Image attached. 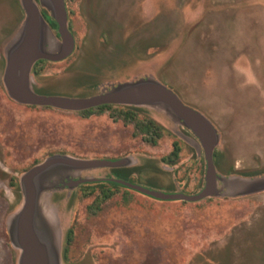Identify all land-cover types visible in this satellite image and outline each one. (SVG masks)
<instances>
[{
    "label": "rangeland",
    "instance_id": "rangeland-1",
    "mask_svg": "<svg viewBox=\"0 0 264 264\" xmlns=\"http://www.w3.org/2000/svg\"><path fill=\"white\" fill-rule=\"evenodd\" d=\"M18 1L20 6L0 0V233L7 232L6 238L0 234V264H11L12 257L17 264L19 253L7 225L19 207L10 177L20 184L21 175L53 156L124 161L122 167H142L131 182L151 188V180L164 192H200L207 168L201 142L164 111L114 104L141 109L140 119L164 125L170 134L152 145L110 110L84 118L9 96L5 50L24 18ZM65 8L74 46L63 59H40L45 62L37 74L33 66L37 93L90 97L153 78L212 123L219 137L214 152L241 172L259 174L247 177L264 175V0H65ZM175 142L179 157L167 164L161 159ZM112 168L78 170L43 196L45 212L58 227L62 264H264V189L187 201L112 186L114 195L91 214L100 188L67 183L108 180ZM70 227L74 238L66 261L62 249Z\"/></svg>",
    "mask_w": 264,
    "mask_h": 264
},
{
    "label": "water",
    "instance_id": "water-1",
    "mask_svg": "<svg viewBox=\"0 0 264 264\" xmlns=\"http://www.w3.org/2000/svg\"><path fill=\"white\" fill-rule=\"evenodd\" d=\"M40 2L51 11L50 16L58 25V34L53 33L35 0H20L24 18L13 41L5 50L3 74L5 88L12 99L22 104L52 106L72 111L102 104L148 105L164 111L174 121L185 125L200 140L207 161L205 186L200 192H164L124 179L110 178L154 198L196 201L213 195H244L264 189V175H218L214 164V149L219 138L216 129L204 115L185 105L170 88L158 80L149 78L135 83L126 82L90 97L37 93L32 86V68L35 63L40 59H63L71 53L74 46L67 26L65 0ZM104 166L122 167L125 163L107 159L79 160L53 156L21 175L19 207L7 220L11 243L19 251L17 264H62L58 227L45 212L42 198L52 190V185L72 176L76 171ZM97 180L78 178L67 184L73 187Z\"/></svg>",
    "mask_w": 264,
    "mask_h": 264
},
{
    "label": "trees",
    "instance_id": "trees-1",
    "mask_svg": "<svg viewBox=\"0 0 264 264\" xmlns=\"http://www.w3.org/2000/svg\"><path fill=\"white\" fill-rule=\"evenodd\" d=\"M16 2L20 6L19 1L16 0ZM42 11H43V14L45 15L46 19L50 23L51 27L56 30L58 27L56 21L52 17H49L45 10H42ZM22 16L23 15L21 13V15L18 17L19 20L16 18L17 19L16 20L17 25L21 21ZM12 31L13 30L6 31V33H12ZM160 44H161L160 40L156 39V42L154 43V45L158 47V46H160ZM42 62H45V60H40L39 62H37L35 64V67L33 69V73L37 74V72H38L37 67ZM2 66H4V61H2ZM106 110L111 111L110 114L114 120H116V121L117 120H123V123H125V124H134V127H135L134 128V135L135 136L141 135L142 139L145 142L150 143L152 145H156L158 143V139L160 137H162L163 134H165V133L170 134L169 131L164 127V125L153 120L152 118L147 117V118L140 119L138 114H139V112H141V109L130 107V106L120 107V106L114 105V104H102V105L95 106L92 108H87V109H84V110H81L78 112L82 117L88 118L91 115L102 114ZM180 150L181 149H180L179 145L177 144V142H175L172 151L168 155L162 157L161 160L163 162H166L167 164H174L177 161V158L179 157ZM214 164H215V168L217 170H219L220 173H224V174H229V175L230 174H240L243 176L259 175V174L244 173V172L237 170L235 168V166L231 165V163H228L226 157H224V154L222 152L217 151V150L214 152ZM141 169H142V167H140V166L115 167V168L111 169V173H112V176L114 178L132 181V180H130L131 176L134 173L140 172ZM147 183L152 186L151 188L158 186L155 182H152L151 180H148ZM10 185L16 190V194L18 196V200H17L18 202L15 204V206H16V205H18V203L20 202V199H21V190H20V185H19L18 179L11 176L10 177ZM81 185L85 186L86 188H91V189H94L95 187L100 188V191L97 194L94 202L89 206L90 213L94 214V215L101 210L103 203L106 200L110 199L114 195L115 191L111 188L112 186H114V187H119V186L125 187L123 184L116 182V181H113V180H110V179L101 180V181H94L92 183L85 182V183H82ZM171 187H172V185H171ZM171 187H170V190L173 191V189ZM124 200H125V202H127L128 201L127 197H124ZM1 236L3 238L7 237V232L5 229H4V234L2 233ZM73 238H74V230L72 227H70L67 230L66 238H65V245L62 249V256L64 257V260H66V261L68 260V256H69V252H70V245L73 241ZM10 249H11V247H10ZM15 261H16V258L12 257L10 263L15 264Z\"/></svg>",
    "mask_w": 264,
    "mask_h": 264
},
{
    "label": "crops",
    "instance_id": "crops-1",
    "mask_svg": "<svg viewBox=\"0 0 264 264\" xmlns=\"http://www.w3.org/2000/svg\"><path fill=\"white\" fill-rule=\"evenodd\" d=\"M231 175H234V174H231ZM238 175V174H237ZM241 176H243V175H241ZM244 177H247V176H244Z\"/></svg>",
    "mask_w": 264,
    "mask_h": 264
},
{
    "label": "flooded vegetation",
    "instance_id": "flooded-vegetation-1",
    "mask_svg": "<svg viewBox=\"0 0 264 264\" xmlns=\"http://www.w3.org/2000/svg\"><path fill=\"white\" fill-rule=\"evenodd\" d=\"M49 16V15H48ZM49 17H51V16H49ZM57 30H58V27H57Z\"/></svg>",
    "mask_w": 264,
    "mask_h": 264
}]
</instances>
